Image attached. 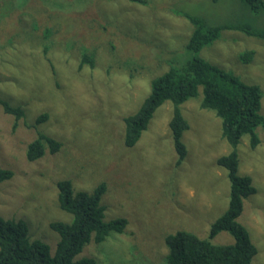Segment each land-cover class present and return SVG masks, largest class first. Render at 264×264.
<instances>
[{"label": "rangeland", "instance_id": "rangeland-1", "mask_svg": "<svg viewBox=\"0 0 264 264\" xmlns=\"http://www.w3.org/2000/svg\"><path fill=\"white\" fill-rule=\"evenodd\" d=\"M24 2L0 0V96L25 110L14 128L15 117L0 104V168L13 171L0 182V215L26 220L31 237L54 252L59 234L50 222L72 217L59 206L57 182L68 178L89 192L106 182L105 219L127 217L128 225L90 242L81 255L95 257V264H168V234L184 229L207 238L227 209L230 181L217 159L232 146L222 136L221 118L201 108L202 92L182 105L191 127L184 132L188 153L181 164L169 130L170 102L155 111L131 147L124 143V116L138 109L151 78L168 69L171 53L182 55L185 43L188 52L192 24L172 5L222 16L236 12L252 25L264 24V14H251L241 0H27L13 9ZM246 49L255 51L249 63L240 57ZM83 52L93 53L94 67H79ZM196 55L258 84L264 115L262 40L225 30ZM130 59L133 71L121 65ZM257 132V146L248 135L238 146L239 172L251 175L258 189L245 200L239 221L258 247L252 264H264V128ZM39 133L63 146L29 160L27 147ZM211 241L234 238L223 231Z\"/></svg>", "mask_w": 264, "mask_h": 264}, {"label": "trees", "instance_id": "trees-1", "mask_svg": "<svg viewBox=\"0 0 264 264\" xmlns=\"http://www.w3.org/2000/svg\"><path fill=\"white\" fill-rule=\"evenodd\" d=\"M44 1L45 4L48 3V0ZM26 2L27 0L15 5L13 9L22 8ZM241 2L251 14H264V0ZM172 7L174 13L184 16L192 24L188 35V52H184L186 43L180 50L182 55H179L178 49L172 52L168 58V69L151 78L150 90L138 109L124 116V143L129 147L134 146L148 128L155 111L168 101L173 106L169 120L170 135L177 154L176 163L181 164L188 153L184 132L191 127L183 113L182 105L202 92L201 108L211 110L221 118L222 136L232 146L229 152L217 159V163L228 171L229 204L212 222L207 238L184 229L168 234L165 237L168 248L165 257L168 264H252L258 247L253 242L248 228L239 221V216L243 213L245 200L256 194L258 189L251 175L239 172L238 146L245 135L249 136L252 147L260 142L257 128H264V115L261 113L262 90L258 84L246 83L232 71L225 70L196 54L220 39L225 30L231 29L257 37L264 44V24L252 25L236 12L222 16L175 9L180 5ZM24 14L25 11H22V15ZM37 28L38 26H34L35 30ZM47 31L50 32V28H47ZM254 56V49H246L240 54L245 63L251 62ZM130 60L133 63L122 62L121 65L133 71L137 65L135 61ZM84 64L95 66L93 53L83 52L79 67ZM130 75L133 76V72ZM0 104L5 112L15 117L14 128L17 127L18 120L25 116L24 108L12 105L1 96ZM47 116L46 112L39 115L37 122L44 121ZM62 146L63 142L55 137L39 133L27 147V158L36 160L47 151L56 153ZM12 176L11 169L0 168V182ZM57 186L59 206L72 217L68 221L50 222V227L59 234L55 251L52 252L50 244L44 240L31 237L26 220L0 215V264H95V257L81 255L85 246L90 242L105 241L111 232H125L129 222L127 217L105 219V206L101 198L107 189L106 182L98 184L92 192L76 188L68 178L59 180ZM223 231L229 232L234 242L211 241Z\"/></svg>", "mask_w": 264, "mask_h": 264}, {"label": "bare ground", "instance_id": "bare-ground-1", "mask_svg": "<svg viewBox=\"0 0 264 264\" xmlns=\"http://www.w3.org/2000/svg\"><path fill=\"white\" fill-rule=\"evenodd\" d=\"M52 245V244H51Z\"/></svg>", "mask_w": 264, "mask_h": 264}]
</instances>
